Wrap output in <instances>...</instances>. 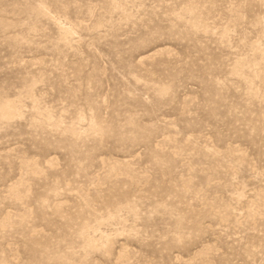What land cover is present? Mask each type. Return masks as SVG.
<instances>
[{
	"label": "rangeland",
	"instance_id": "rangeland-1",
	"mask_svg": "<svg viewBox=\"0 0 264 264\" xmlns=\"http://www.w3.org/2000/svg\"><path fill=\"white\" fill-rule=\"evenodd\" d=\"M0 264H264V0H0Z\"/></svg>",
	"mask_w": 264,
	"mask_h": 264
},
{
	"label": "bare ground",
	"instance_id": "bare-ground-1",
	"mask_svg": "<svg viewBox=\"0 0 264 264\" xmlns=\"http://www.w3.org/2000/svg\"><path fill=\"white\" fill-rule=\"evenodd\" d=\"M68 30V29H67ZM257 78V77H256ZM6 110V109H5ZM9 111H10V109H9ZM11 112V111H10Z\"/></svg>",
	"mask_w": 264,
	"mask_h": 264
}]
</instances>
